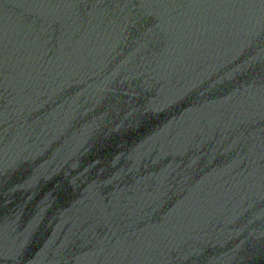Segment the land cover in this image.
<instances>
[{
    "label": "water",
    "instance_id": "1",
    "mask_svg": "<svg viewBox=\"0 0 264 264\" xmlns=\"http://www.w3.org/2000/svg\"><path fill=\"white\" fill-rule=\"evenodd\" d=\"M0 264H264V0H0Z\"/></svg>",
    "mask_w": 264,
    "mask_h": 264
}]
</instances>
